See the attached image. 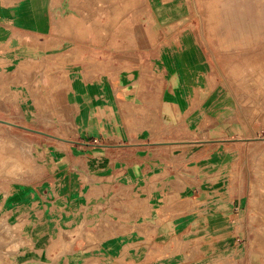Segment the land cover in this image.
<instances>
[{"label": "crops", "instance_id": "1", "mask_svg": "<svg viewBox=\"0 0 264 264\" xmlns=\"http://www.w3.org/2000/svg\"><path fill=\"white\" fill-rule=\"evenodd\" d=\"M151 2L159 19L182 13L174 3ZM49 8L50 0L11 6L7 21L0 19V43L9 34L55 40ZM180 19L162 23L179 28ZM194 40L178 73H104L98 81L101 52L93 47L84 53L98 64L56 75L50 117L33 127L51 160L49 180L33 188L42 198L24 217L36 256L58 229L87 222L93 240L67 249L60 264L255 263L251 249L261 247L264 217L249 174L260 125L249 130L225 107L215 116L218 104L207 102L212 73ZM12 42L20 47L18 38ZM182 126L194 129L182 138Z\"/></svg>", "mask_w": 264, "mask_h": 264}, {"label": "rangeland", "instance_id": "2", "mask_svg": "<svg viewBox=\"0 0 264 264\" xmlns=\"http://www.w3.org/2000/svg\"><path fill=\"white\" fill-rule=\"evenodd\" d=\"M19 1L0 0V9L6 14ZM163 1L181 6L182 13L159 19L151 12V0H50L55 40L51 35L37 41L20 40L22 35L9 34L0 43V264H60L68 243L72 250L84 239L93 240L87 222L75 223L72 229H58L52 245L38 257L24 218L35 199L42 198L33 188L49 180L51 170L45 141L36 138L33 127L50 117V90L61 79L56 75L77 73L72 72L73 66L84 65L88 70L98 64L84 53L93 47L101 52L98 81H104V73H151L155 69L178 73L180 55L189 59L196 39L206 52L202 64L209 65L212 73L207 102L218 104L215 116L221 117L220 108L225 107L229 115L238 114L249 130L253 122H259L254 149L257 166L249 176L257 181L253 197L264 217V58L260 64L254 59L264 57V0ZM4 14L0 10V19L6 22ZM174 17H181V27L162 23ZM15 37L18 48L26 52L13 45ZM192 129L182 126V138ZM246 161L252 168L253 159ZM258 221L262 248L251 249L256 261L250 264H264V221Z\"/></svg>", "mask_w": 264, "mask_h": 264}, {"label": "bare ground", "instance_id": "3", "mask_svg": "<svg viewBox=\"0 0 264 264\" xmlns=\"http://www.w3.org/2000/svg\"><path fill=\"white\" fill-rule=\"evenodd\" d=\"M96 11H97V10H96ZM263 58H264L263 56H255V57H254L255 62H257V64H260V62H261V60H262ZM252 63L254 64V62H252ZM2 159H4V158H2ZM3 163H4V162H3ZM16 163H17V161H16ZM13 166H16V164H14ZM13 166H12V167H13ZM12 167H11V168H12ZM20 167H21V166H20ZM9 168H10V167H9ZM13 169H15V167H14ZM17 170H18V169H17ZM260 173H262V172H260ZM20 190H21V189H20ZM23 191H24V190H23ZM17 194H18V193H17ZM17 197H18V196H17ZM17 197H16V198H17ZM19 197H20V196H19ZM14 199H15V198H14ZM20 199H21V198H20ZM67 245H68V250H69V247H70L69 245H70V243H68ZM57 249H58V248H57ZM61 249H62V248H61ZM66 249H67V248H66Z\"/></svg>", "mask_w": 264, "mask_h": 264}]
</instances>
